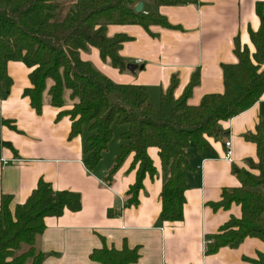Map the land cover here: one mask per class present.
Returning <instances> with one entry per match:
<instances>
[{
  "label": "crops",
  "instance_id": "0c3cea01",
  "mask_svg": "<svg viewBox=\"0 0 264 264\" xmlns=\"http://www.w3.org/2000/svg\"><path fill=\"white\" fill-rule=\"evenodd\" d=\"M142 2V12L157 11L176 27L107 25L108 36L129 37L121 43L119 54L131 66L122 71L108 58L103 60L95 47L80 50L79 56L115 84L144 86L155 108L173 78L177 81L173 91L177 98L197 70L200 79L188 104L197 105L206 94L222 93L221 65L237 61L236 38L251 52L254 50L249 30H257L260 24L256 5L261 3L264 8V0H194L159 6L148 0ZM30 71L20 61L7 63L12 85L8 96L0 98V200L2 195H10L13 212L40 179L54 190L77 192L81 198L79 210L65 209L60 216L44 218L45 227L35 244L45 254L41 264H101L89 258L93 249H121L125 245L138 250L139 257L131 264H253L260 253L264 255V242L256 237H246L236 247L223 246L215 253H205L206 236L217 233L231 217L241 216L240 205L235 202L228 208L214 204L220 201L223 189L240 185L234 168L250 170L249 160L257 161L256 144L246 135L255 132L264 116V92L248 109L219 121V135L206 136L211 154L189 149L184 168L187 187L183 218L162 221L160 192L169 170L162 168L158 148H147L154 175L145 174L138 202L126 205L127 191L136 180L137 165L131 167L134 153H129L107 177L120 153V134L127 125L112 124V138L89 170L82 151L89 135L87 127L71 137L70 116L58 115L71 109L74 100L70 91H64L62 107L51 105L48 88L53 81L47 79L38 114L23 95L30 86ZM226 139L231 141V161L224 158Z\"/></svg>",
  "mask_w": 264,
  "mask_h": 264
},
{
  "label": "trees",
  "instance_id": "16d2710c",
  "mask_svg": "<svg viewBox=\"0 0 264 264\" xmlns=\"http://www.w3.org/2000/svg\"><path fill=\"white\" fill-rule=\"evenodd\" d=\"M60 0H0V98L5 99L12 79L7 73L9 61H20L31 71L30 86L23 95L30 100L36 113L42 110V95L47 79L50 104L63 106V93L70 91L74 100L71 109L62 114L71 119L70 136L79 135L87 127L89 135L83 145V162L92 170L101 153L112 138V124H125L120 134L123 144L109 171L110 178L124 158L134 153L131 167H136V180L127 191L126 205L138 202L145 174L153 176L155 167L147 148L155 146L163 169L169 176L160 192L162 221H179L183 218L184 190L187 187L184 168L189 149L204 155L212 149L206 136L221 133L219 121L251 107L264 92V8L256 5L260 19L257 30H249L254 50L234 40L235 63L222 64L224 90L206 94L197 105L188 104L192 89L198 84L199 71H195L183 93L175 98L177 84L172 79L161 93L159 107L148 101L144 86L115 84L98 71L89 61L80 58V50L98 49L103 60L119 70L127 64L119 54L121 43L129 37L107 35L109 24H139L175 28L157 11L135 12L134 6L143 0H71L63 16H59ZM154 5H174L194 0H148ZM114 100L109 99L110 95ZM246 139L256 144L257 161L249 160L250 170L234 168L240 185L225 188L215 207L228 208L232 202L240 205V218L231 217L217 233L206 236L205 253L212 254L220 247L238 246L246 237L264 242V116L255 132ZM12 197L2 195L0 200V264H41L45 257L36 247V239L43 231L46 216H60L65 209L77 211L81 207L79 193L54 190L50 183L40 179L28 198L9 208ZM111 215V212H108ZM139 257L136 247L121 249L102 246L95 248L89 258L101 264H131ZM253 264H264L259 254Z\"/></svg>",
  "mask_w": 264,
  "mask_h": 264
},
{
  "label": "rangeland",
  "instance_id": "374dc122",
  "mask_svg": "<svg viewBox=\"0 0 264 264\" xmlns=\"http://www.w3.org/2000/svg\"><path fill=\"white\" fill-rule=\"evenodd\" d=\"M70 1H71V0H60V1H59V3H60L59 16H60V17L63 16V15L65 14V12H66V10H67V8H68V4H69ZM109 99H110L111 101H113L115 98H114V96L111 94V95L109 96ZM153 108H155V107H153ZM156 108H158V105H157ZM113 127H114V130H115V129H116V128H115V125H114ZM117 127H118V125H117ZM116 131H117V129H116Z\"/></svg>",
  "mask_w": 264,
  "mask_h": 264
},
{
  "label": "built area",
  "instance_id": "2783aa9c",
  "mask_svg": "<svg viewBox=\"0 0 264 264\" xmlns=\"http://www.w3.org/2000/svg\"><path fill=\"white\" fill-rule=\"evenodd\" d=\"M224 147H225L224 158L228 161H231L232 160V151H231V141L229 139H226L224 141Z\"/></svg>",
  "mask_w": 264,
  "mask_h": 264
},
{
  "label": "water",
  "instance_id": "95a60500",
  "mask_svg": "<svg viewBox=\"0 0 264 264\" xmlns=\"http://www.w3.org/2000/svg\"><path fill=\"white\" fill-rule=\"evenodd\" d=\"M143 10V2L139 1L135 6H134V11L135 12H141ZM131 65H127V67H130Z\"/></svg>",
  "mask_w": 264,
  "mask_h": 264
}]
</instances>
